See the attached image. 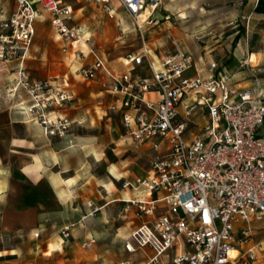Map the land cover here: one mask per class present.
Returning <instances> with one entry per match:
<instances>
[{
    "label": "built area",
    "instance_id": "1",
    "mask_svg": "<svg viewBox=\"0 0 264 264\" xmlns=\"http://www.w3.org/2000/svg\"><path fill=\"white\" fill-rule=\"evenodd\" d=\"M16 7L0 20V69L17 63L7 87L12 96L24 90L26 111L48 136H67L73 121L58 113L74 96L50 80L31 78L25 67L38 19L44 12L64 51L73 60L88 59L78 68L86 80L109 76L108 90L119 100L111 109L121 114L122 137L154 152L148 175L123 178L124 198L146 219L124 242L135 253L151 247L143 264H166L163 256L175 248L167 264H237L255 261L263 249L255 241L258 226L264 230V62L251 56L240 60L239 70L249 84L237 86L226 67L212 61L208 75H190L196 66L192 52H171L158 61L144 34L157 23L163 0H117L133 19L142 45L124 57L125 72L109 69L92 36L73 24L74 7L62 0H14ZM102 5L114 17L113 0H86ZM3 12L1 11V14ZM145 66L148 74L140 71ZM104 205L87 201V211L77 222L102 211ZM74 224L61 235L67 241ZM261 230V231H262ZM91 241L85 242L90 248ZM117 264H138L134 258Z\"/></svg>",
    "mask_w": 264,
    "mask_h": 264
},
{
    "label": "crops",
    "instance_id": "2",
    "mask_svg": "<svg viewBox=\"0 0 264 264\" xmlns=\"http://www.w3.org/2000/svg\"><path fill=\"white\" fill-rule=\"evenodd\" d=\"M2 1L3 3H1ZM62 1L73 5L75 13V5L81 0ZM115 1L117 0H113V3ZM248 2L249 0H246L244 4H248ZM181 4L183 6L178 7V9L183 13L185 12L186 15L188 10L195 9L194 4L190 0H184ZM11 6L12 0H0V20L15 9L16 3L13 9L7 12V8ZM113 6L116 10L114 17L120 19L122 17V20L117 21L116 28H118V25L122 27L124 23L123 14L126 10L120 4ZM261 6H264V2ZM161 8L162 5L159 10ZM1 11L3 12L2 14ZM156 17L158 18L156 24H160L162 19H171V15L166 12H164V15H156ZM38 21L36 23L37 30ZM73 24L83 27L87 32L89 31L85 23L78 24L75 22V15ZM88 33L90 34L91 32ZM58 39H60L59 36ZM149 44L151 57L155 61L160 60L168 53L184 51L183 48L178 47L171 51L154 53L150 42ZM32 47L33 44L26 62L31 57ZM252 52L258 51L248 50L249 55L247 56H251ZM67 55L70 58V64L73 67L75 66L74 72L81 76L78 68L81 64L88 61L89 58L73 60L71 52H67ZM124 57L120 59L122 70H118L117 66L109 64L104 59L109 69L115 73H122L128 69L122 63ZM195 60L196 66L189 70L188 73L190 75L200 74L207 76L209 63L215 61L214 59L205 60L203 58L197 59L196 57ZM16 69L17 63L0 69V264H92L96 259L102 264H117L129 258H134L138 264H143L148 256L154 253L151 247H146L133 254L125 251V256L117 257L115 261L108 262L105 258V253H98L93 260H90L85 254V249H88L85 247V242L91 241L93 246L99 236L97 233L89 231L87 224L89 220H87L83 228L77 226V222L87 211V201L89 200H93L99 205H104L103 208H111L117 202L122 203L124 198L130 197L131 193L125 192L121 188L120 180L148 175L152 168L153 150L149 145H136L130 138L122 137L120 132L117 139L120 144L142 147V153L145 152L152 155L150 167L136 162L140 156H124L118 160H109L106 150L107 142L101 140L102 135L100 133H87L84 128L80 129V125L86 121V118L80 120L83 115L88 120L94 118L91 108H86L83 112L77 113L66 108L67 105L76 102L74 101L76 93L71 88L68 73L59 79L50 81L59 84L73 94L74 98L62 106L66 109L61 107L58 109V113L67 115L73 121L74 127H77L79 131H74L71 128L67 136H48L44 132L42 125L32 119L26 111V106L29 102L28 94L24 90L19 91L16 96H12L8 92L7 87L13 81ZM139 69L142 73L148 74V69L145 66ZM229 71L234 74V81L237 86H247L250 83L246 73L240 71L239 68L236 71ZM96 80L101 81L106 87V92L111 95L108 109L110 112L119 115L121 123L120 112L111 109V106L118 104L119 100L108 90V74L102 72L97 79L90 81ZM101 92L103 91H96V94ZM105 115L108 116L107 114ZM108 118L112 119L113 117L108 116ZM101 119L102 116H99L97 121L99 129H102ZM106 126L108 127L109 124H106ZM133 164L134 166H132ZM97 166L107 168L112 177L109 175V179H106L104 175H97ZM105 190L116 197L107 200L109 195L106 196L102 193ZM120 206L122 205L120 204ZM105 210L103 209L101 213L105 214ZM132 211L133 215L141 221L131 227V231L125 240L131 236L133 230L139 227L146 219H149L140 217L135 208ZM66 224H74L71 239L69 238V240L65 241L60 234V242H49L41 251H39V245L34 242L29 248V251L34 253V258L26 261L21 257L25 245L13 240H18L19 237L25 235L31 236V238H39L41 235L44 236L52 232L54 228H58L56 233L58 231L61 233L62 228ZM54 234L47 240L53 238ZM175 251V248H173L166 252L162 258L163 262L169 263Z\"/></svg>",
    "mask_w": 264,
    "mask_h": 264
},
{
    "label": "rangeland",
    "instance_id": "3",
    "mask_svg": "<svg viewBox=\"0 0 264 264\" xmlns=\"http://www.w3.org/2000/svg\"><path fill=\"white\" fill-rule=\"evenodd\" d=\"M245 1L190 0L195 9L188 10L186 15L178 9L183 6L181 3L184 0H163L162 8L156 15H164L166 12L171 15V19H162L160 24H147L144 34L151 43L154 53L171 51L180 47L192 52L197 59H214L218 64L232 71L240 67V60L249 55L248 50L258 51L259 59L256 62H264V6H261L264 1L249 0L248 4H244ZM14 5L12 0V6L7 8V12H10ZM74 15L75 22L86 24L97 51L109 64L117 66L118 70H122L120 59L128 53H134L142 45V36L134 25L133 19L126 12L123 14V26L118 25V28L116 23L122 20V17L121 19L110 17L105 8L97 3L83 0L77 2ZM25 67L31 78L43 80L59 79L68 73L71 88L76 93L74 100L76 102L67 105L66 108L75 113L91 108L94 115L92 120H88L83 115L80 120L86 118V121L80 125V129L84 128L87 133L102 135L101 140L107 142L106 150L109 160H118L124 156H140L136 162L150 167L151 154L142 153V147L120 144L117 141L119 133H122V125L119 115L108 109L111 95L106 92V87L101 81L86 80L74 72L75 66L70 64V58L64 51V42L58 39V34L52 27L46 12L39 18L32 54L25 63ZM96 91L103 92L96 94ZM105 114L113 118L109 119ZM99 116H102V129H99L97 122ZM106 124L109 126L107 127ZM71 128L79 131L73 124ZM97 173L109 179L110 173L107 168L97 166ZM121 182L122 180L120 184ZM102 193L109 195L107 200L116 197L106 190ZM123 203L125 202H117L111 208H103L106 209L105 214L99 212L87 222L89 231L99 236L93 246L85 249V254L90 260H93L98 253H105L108 262L125 256L123 249L125 238L130 233L131 227L141 220L133 215V207L126 209L127 204L123 206ZM57 229L54 228L52 232L41 235L39 238L25 235L13 241L23 243L25 248L21 257L26 261L32 260L34 253L29 251V248L34 242L39 245V251L49 242H60L61 233L59 231L56 233ZM261 230L258 226L255 236V241L263 242L259 258L255 261L241 260L237 264H264V230ZM52 233L56 234L47 240L53 235ZM92 264H102V262L96 259Z\"/></svg>",
    "mask_w": 264,
    "mask_h": 264
},
{
    "label": "bare ground",
    "instance_id": "4",
    "mask_svg": "<svg viewBox=\"0 0 264 264\" xmlns=\"http://www.w3.org/2000/svg\"><path fill=\"white\" fill-rule=\"evenodd\" d=\"M31 3H37L38 0H29ZM116 6L119 5L117 1H115ZM183 13V12H182ZM181 13V14H182ZM251 59L252 61H255L259 59V53L258 52H252L251 53Z\"/></svg>",
    "mask_w": 264,
    "mask_h": 264
}]
</instances>
